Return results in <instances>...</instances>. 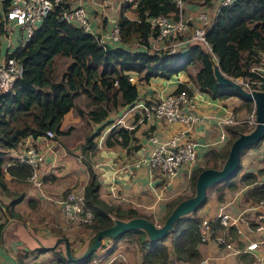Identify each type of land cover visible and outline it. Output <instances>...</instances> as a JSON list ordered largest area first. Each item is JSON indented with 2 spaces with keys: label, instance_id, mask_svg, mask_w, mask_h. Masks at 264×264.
Segmentation results:
<instances>
[{
  "label": "trees",
  "instance_id": "1",
  "mask_svg": "<svg viewBox=\"0 0 264 264\" xmlns=\"http://www.w3.org/2000/svg\"><path fill=\"white\" fill-rule=\"evenodd\" d=\"M191 1L200 2L206 7L213 4V0ZM9 3L10 0H1L0 17ZM68 5V0H60V3L42 17L23 48L13 50L9 54L19 61L21 73L9 90L0 94V155L15 149L25 139L35 140L43 137L47 131L52 133L51 141L56 140L66 132L62 131L61 123L65 114L70 111L83 119L86 125L96 126L95 130L88 129L82 141L75 147L66 148L67 153L73 155L76 151L75 156H81L79 160L87 172V181L82 191L84 206L90 211L92 220L90 224L82 226L80 234L87 233L88 236L110 226L111 216L118 219L145 218L132 208H120L101 200L98 196L99 183L90 163L96 139L103 131L104 146L130 150L137 148L136 145L131 146L136 127L125 128L115 124L119 117L114 120L108 117L118 109L123 108L124 112L130 108L138 98V89L143 83L156 76L168 78L184 72L188 74L196 91L207 93L211 98L219 100L236 98L239 103L232 108L235 113L243 110L249 113L252 105L232 89H222L216 85L212 77L211 63L199 46L186 45V48L173 54L148 50L149 40L154 32L145 19L157 15H175L176 9L170 0H138L137 7L133 10L136 20L127 19L123 8L120 9L116 14L120 39L107 46L98 44L94 37L83 32L77 25L59 19L60 11ZM203 38L222 74L232 79L254 78L251 67L260 64V58L264 54V0H233L230 4L219 7L210 24L206 26ZM56 65H59L60 69L56 70ZM190 70H194L193 74L188 72ZM130 76L135 77L136 82H130ZM179 91L193 94L191 88L183 83L177 84L173 90L174 93ZM80 98L82 103L78 105L77 100ZM223 128L226 138L221 147L209 148L203 154L202 162L189 174L188 193L176 195L166 201L164 213L157 223L163 222L178 201L193 193L197 173L206 168L217 169L224 160L231 141L239 133L249 131L251 126L243 123L225 125ZM259 143L260 141L246 149L255 148ZM240 170L239 163L233 178L208 189L216 188L214 191L218 203L223 202L222 196L226 191H234L238 185L251 186L246 194L253 203L264 199V182L256 184V176L264 175V171L240 174ZM3 173L9 176L8 184L3 179ZM30 174V168L16 160L11 161L3 171L0 169V195L8 200L5 204L0 203L5 218L0 223V231L7 219H19L13 212V206L21 201L23 191H16L15 186L26 183ZM45 180L47 179L44 178ZM27 203L28 207H35L33 199ZM198 209L189 216L179 218L163 240L149 242L139 230L124 233L112 241L105 256L108 257L112 253L117 240L124 239L133 244L140 253V264L198 262L201 259L198 251V226L202 220L195 214ZM207 221L214 234L221 230L217 219ZM228 230L233 239L234 229ZM80 234L76 235V241L82 239ZM68 245L71 248L72 243L69 242ZM49 252L61 264H74L65 261L57 249ZM30 253H17L16 257L21 261ZM251 262L252 259L248 264Z\"/></svg>",
  "mask_w": 264,
  "mask_h": 264
},
{
  "label": "crops",
  "instance_id": "2",
  "mask_svg": "<svg viewBox=\"0 0 264 264\" xmlns=\"http://www.w3.org/2000/svg\"><path fill=\"white\" fill-rule=\"evenodd\" d=\"M69 4L82 5L88 14L92 27L98 33L107 31L108 22L106 16H108L107 13H111L109 7L113 4V0H69ZM214 8V1L211 6L206 7L200 2L189 0L187 4H185L184 15L193 16L199 12L205 13L206 16L211 15V19H208L207 21L209 25L214 17ZM128 11H130L131 16H129ZM123 14L129 20H135L136 18L135 13L131 10H126ZM99 20H101L100 24H98ZM191 23L193 24L196 22L192 21ZM1 49H4L3 45L1 46ZM263 59L264 54L261 56L260 62ZM180 83H183L191 88V92L195 96L194 113L199 118L198 122L190 127H186L178 123L142 122L136 124L134 141H132L131 146L136 145L137 148L133 150L128 148L124 149L120 147L104 146L103 134H105V131H103V134L96 139L95 151L90 158L92 172L95 174L99 183V198L109 205L119 206L120 208H132L138 211V213L146 219L149 218V221L154 223H157L162 217L164 213V203L176 195H182L181 193L185 191V189H188L187 181L189 175L186 172V167H182L175 177L167 180H161V178L155 174L150 175L145 166L135 167L133 165V161L135 159H138L141 156H146L150 149V144L146 140L148 133H155L159 138L163 139L169 138L182 130H186L187 128L184 138L194 141L197 158L200 164L203 159V154L209 148L217 149L221 147V145L218 144L220 143L218 139L220 133L225 131L219 124L218 120L226 114H232L236 119V116H239L240 113H235L232 110V108L237 106L239 103L236 98L228 97L226 99L219 100L211 98L207 93L196 91L188 77V74L184 72L171 75L168 78L160 76L151 78L147 83H143V85L139 87L138 97H143L144 100L151 98L157 99L160 96L173 91L177 87V84ZM142 91L143 94L141 95L140 92ZM122 109L123 108L118 109L116 112L111 114L108 119L114 120L117 117H120ZM70 113L72 115V112L70 111L65 114V116ZM65 116L63 117L61 123L62 131H66L63 126ZM130 119L135 121V116ZM93 126L94 125L90 124L88 129H93ZM66 134L67 131L54 141H51V139L45 140L41 138H37L35 140H31L30 138L25 139L21 144H18L15 149L8 150L4 154L0 155L2 159L0 161V169L3 171L11 161L16 160L17 156L21 153V150L26 147V145H32L43 154V161L37 171V175L41 182L43 181V185H48V183H50L45 188L47 192L43 191L46 194H50L51 198L43 195L38 196L35 190H29L28 188L27 190H23V197L19 203H22V206L25 205V208H27V201L33 199L35 201V207L33 209L35 210L38 207L42 208L40 210L42 215L38 218V221L40 219H44L47 226L37 230V228L31 224L32 221L30 222V217L21 212V208L19 209L20 214L18 220L37 236L42 238L61 236L66 239L67 243H69L71 240L76 241V236H74V239L72 238L69 241L66 234L72 233L73 235L75 228L69 229L67 227L61 214L58 213L59 211L54 204V200L60 194L61 190L82 189L87 181V176H85L84 166L79 160L81 159V156L76 157V151L73 156L66 153V148H70L66 147L63 141L65 136H67ZM261 142L262 141H260V143ZM259 145L252 148L253 150H258L255 158L256 161L254 169H245L243 172L240 170V174L248 172L256 174L258 170L264 171V148L262 149L263 152L260 151L257 149ZM249 152L250 149L245 152V155H251ZM239 160L241 165L243 161H247L246 159ZM195 167L196 166H193L190 171ZM259 177L260 176L257 175L256 179ZM44 178L47 180L44 181ZM3 179L7 182V184L10 182L9 176L5 173H3ZM28 184L31 185L30 183ZM16 186L20 185L16 184ZM250 188L251 186L249 185H238L234 191H226L222 196V201L232 200V202L228 205L230 213L235 216L238 214L242 215L241 221L236 226H232L235 231V237L232 239V245L237 252H225L213 243L199 244V254L201 259L206 260V264H248L251 259L252 262L249 264H264V229L262 231L254 230L256 226L255 218L260 212H263L264 209L257 207L259 200L253 203L248 198L246 191ZM1 200L3 201L1 204H5L8 201L6 198H2ZM217 204L218 201L216 200L215 191H210V193L206 192V201L195 214L201 219H213ZM51 205L54 206L56 211L51 209L53 208ZM14 206L13 212H15ZM24 216L25 219H22L21 217ZM4 219L2 209H0V223ZM28 223L31 224V226L28 225ZM86 234L87 233L80 234L82 239L77 241L79 242L80 247H82L83 242L91 235L89 234L87 236ZM103 243L107 242L103 241ZM250 243H255L256 246L253 250L246 251L244 248ZM107 244L110 249L112 242ZM120 244L124 246V251H120L118 249ZM116 246L118 248H116ZM117 249L120 252L119 256L112 259L109 264L115 262H119L121 264H140V253L133 244H129L124 239H119L115 242V248L112 253ZM25 251L36 252L28 249L21 230L17 224L11 223L4 230L0 231V264H29L30 262H33L32 260H38L41 256H46L45 254L42 255L39 253L32 255L29 254L25 259H21V261H19L16 254H23ZM107 251L102 254L105 255ZM85 264H88V262Z\"/></svg>",
  "mask_w": 264,
  "mask_h": 264
},
{
  "label": "built area",
  "instance_id": "3",
  "mask_svg": "<svg viewBox=\"0 0 264 264\" xmlns=\"http://www.w3.org/2000/svg\"><path fill=\"white\" fill-rule=\"evenodd\" d=\"M170 1L176 9L175 15H157L145 19L150 29L154 32V35L149 40L148 50L173 54L186 48V45H190L196 41L202 42L209 47L203 38L206 27L202 26V24L206 20V14L203 12L196 14L193 18L196 24L192 26V29H189L188 26H191L190 18L184 15L185 0ZM232 1L216 0L214 15L219 7L226 6ZM58 3H60V0H10L6 11L2 12L0 17L2 31L0 37L4 49L0 47V94L7 92L13 81L21 73L19 61L9 56V54L13 50L18 51L23 48L32 30L41 22L42 17ZM137 3L138 0H113V4L109 7L111 13H107L108 16H106L108 29L102 33H98L92 27L86 10L80 4H69L60 11L59 19L66 23L77 25L83 32L94 37L97 43L102 46L112 45L120 39L116 14L122 8L123 12L126 10L133 11L137 7ZM251 71L255 75L254 78L234 80L247 91L251 89H264V59L260 64L251 68ZM128 80L130 82H136L133 76L128 77ZM194 100L195 96L193 94L188 95L185 91L176 93L171 91L157 99L144 100L138 97L134 104L125 110L126 112L132 113L131 118L135 116L134 123L131 126L122 125L119 117L115 124L122 125L128 129L142 122L178 123L190 127L199 121V118L194 113ZM218 122L222 127L243 123L252 127L251 113L242 121L236 120L232 114H226ZM186 130H182L169 138L163 139L159 138L155 133H148L146 140L150 144V149L146 156L135 159L133 165L135 167L145 166L150 175L155 174L161 180L175 177L182 167H186V172L189 175L192 171L190 169L193 166H197L199 161L194 141L184 138ZM51 138L52 133L49 131L45 132V135L41 137V139L45 140ZM218 141L220 142L218 143L219 145L223 144L225 141V132L220 133ZM16 161L24 163L30 168L31 174L27 182L34 187H40L41 180L37 175V171L43 161V154L35 147L26 145L17 156ZM263 182L264 175L257 179L256 184ZM231 202L232 200L223 201L216 205L214 218L218 220V224L221 226V230L217 234H214L213 229L206 219L201 220L198 226L200 244L213 243L225 252H237L232 245V238L228 229L236 226L241 221L242 215L238 214L235 216L229 212L228 205ZM54 204L69 229L82 227L91 223L92 215L84 206L82 189L69 190L61 193L54 200ZM257 207L264 209V199L259 200ZM255 221L256 226L254 230L262 231L264 229V211L256 216ZM152 223L158 225L156 222ZM255 246V243H250L244 249L250 251ZM112 259V257L105 258L99 255L91 258L87 262L88 264H109ZM32 261L34 264H61L54 259L48 261ZM29 264H32V262ZM170 264L189 263L173 261ZM194 264H206V260L200 259Z\"/></svg>",
  "mask_w": 264,
  "mask_h": 264
},
{
  "label": "water",
  "instance_id": "4",
  "mask_svg": "<svg viewBox=\"0 0 264 264\" xmlns=\"http://www.w3.org/2000/svg\"><path fill=\"white\" fill-rule=\"evenodd\" d=\"M192 45L199 46L208 57L211 63L212 77L218 87L230 88L251 102L252 127L247 132L239 133L231 141L227 154L217 169L206 168L197 173L194 179L193 193L189 197L178 201L160 225H154L143 217L118 219L111 216V225L93 232L77 252H72L65 238L61 236L48 238L37 236L18 219L7 220L1 231L11 223L17 224L30 251L47 252L58 249L65 261L74 264L85 263L94 252L100 249L103 241L110 243L130 230L141 231L149 242L165 239L179 218L189 216L204 203L206 192L211 186L233 178L238 171L240 153L264 139V89L247 91L234 79L219 71L209 47L199 41L193 42Z\"/></svg>",
  "mask_w": 264,
  "mask_h": 264
},
{
  "label": "rangeland",
  "instance_id": "5",
  "mask_svg": "<svg viewBox=\"0 0 264 264\" xmlns=\"http://www.w3.org/2000/svg\"><path fill=\"white\" fill-rule=\"evenodd\" d=\"M189 0H185V4H187V2H188ZM214 1V3H216V0H213ZM214 6V5H213ZM129 12V16H131L130 14V11H128ZM134 12V11H133ZM197 14V13H196ZM195 14V15H196ZM195 15H193V16H191V15H188V16H186V17H189L190 18V22H192L193 21V18H194V16ZM208 19L210 20L211 19V15H209V16H206V20L203 22V24H202V26H204V27H206L207 25H208V23H207V21H208ZM189 22V23H190ZM101 23V20H99V22H98V24H100ZM194 24H196V23H191V26H188V28L189 29H192L193 27V25ZM2 46V41H1V37H0V47ZM55 68H56V70H58V69H60V66L59 65H56L55 66ZM191 74H193V72H194V70H190L189 71ZM140 94L142 95L143 94V91L142 92H140ZM142 99H143V97H141ZM152 99V98H151ZM149 100V99H148ZM78 102V105H80L81 103H82V100H81V98L80 99H78L77 100ZM122 115L120 116V119H121V124L122 125H126V126H131L133 123H134V120H131L130 118H131V114L132 113H130V112H126V111H124V112H122L121 113ZM249 114H250V112L248 113V112H245L244 110L243 111H240V113H239V116H236V120H239V121H242V120H245L248 116H249ZM63 126H64V129H66V131H67V136H65V138L63 139V141H64V143H65V146L66 147H70V148H73V147H75L76 146V144L78 143V142H80V141H82V139H83V137L86 135V133H87V130H88V125H86L85 124V122H84V120L83 119H80L79 117H77V115H76V113H72V115H71V113L69 114V115H67V116H65V121H63ZM136 125H134V127H135ZM93 130H95V126H93ZM91 131H92V129H91ZM70 132V133H69ZM69 133V134H68ZM30 146H32V145H30ZM264 148V139L262 140V142L260 143V145H259V147L257 148V149H259L260 151H262V149ZM71 150V149H70ZM248 149H245L243 152H242V154L240 155V157H239V159H242V160H244V159H246L247 161L245 162V161H243V163H242V165H241V172H243L245 169H251V168H253L254 169V165H255V158H256V154H257V151L258 150H253V149H250V152L249 153H251V155H245V152L247 151ZM263 152V151H262ZM67 153V152H66ZM79 154V153H78ZM71 155V154H70ZM73 156V155H72ZM2 159H1V157H0V161H1ZM240 161V160H239ZM85 169V168H84ZM84 172H85V176H87V172H86V170H84ZM42 183V182H41ZM50 183H48V185H49ZM48 185H43V183H42V186L41 187H39V186H35V187H32L31 185H29L27 182L26 183H23V184H21L20 186H15V189L17 190H24V189H28L29 188V190L31 189V190H35L36 191V193H37V195L38 196H46V197H49V198H51V195L50 194H46V193H44V191H46L47 192V190H45V188L48 186ZM218 184H216V185H214V186H217ZM38 189H40V190H38ZM216 188L215 187H212V189H210V190H208L207 191V193H210V191H214ZM44 190V191H43ZM187 190L188 189H185V191H183L181 194H186L187 193ZM66 191H69V190H61V192H60V194L61 193H64V192H66ZM59 194V195H60ZM58 195V196H59ZM16 196H18V195H16ZM57 196V197H58ZM15 197V196H14ZM56 197V198H57ZM3 198V196L2 195H0V203H3V201L1 200ZM41 198V197H40ZM18 204H20V205H18ZM15 206H14V208H15V212L17 213V216L19 217V209L21 208V212L23 213V214H27V216L28 217H30V222H31V224L32 225H34V227H36L37 228V230H39V228H42V227H46L47 226V224L45 223V220L44 219H40L39 221H38V218L39 217H41V209L42 208H40V207H38L37 209H32V208H30V207H27V208H25V205H23L22 206V203H19V202H16L15 204H14ZM52 206V205H51ZM53 208H51V209H53V211H56L55 210V208H54V206H52ZM24 208V209H23ZM59 213V212H58ZM22 219H25V216L24 217H21ZM31 224H29L28 223V225H30L31 226ZM158 225H159V223H157ZM82 228L83 227H76L75 228V231L73 232V235H72V233H69V234H66L67 235V237H68V240L70 241L72 238L74 239V236H76V235H78V233L80 234L81 232H82ZM71 243H72V245H71V250H72V252H77L81 247L79 246V242H77V241H74V240H71L70 241ZM130 244V243H129ZM103 245V247H101L100 248V250L99 251H96V252H94L93 254H92V256H91V258H93V257H96V256H103V254L102 253H104L105 251H107L109 248V245L107 244V243H104V244H102ZM118 245V244H117ZM124 246L123 245H121L120 244V246H119V248L116 246V248H118L120 251H124V248H123ZM115 250L113 253H111L110 255H109V257L111 256L113 259L115 258V257H117V256H119V250ZM128 249H131V248H128ZM58 250V249H57ZM31 255H32V252L30 253ZM40 254H42V255H46L45 257L44 256H41L37 261H42V260H45V261H48V260H50V259H54L53 258V255L49 252V251H47V252H43V253H40ZM90 258V259H91ZM89 259V260H90ZM55 260V259H54ZM88 260V261H89ZM32 264H34V262H32Z\"/></svg>",
  "mask_w": 264,
  "mask_h": 264
},
{
  "label": "flooded vegetation",
  "instance_id": "6",
  "mask_svg": "<svg viewBox=\"0 0 264 264\" xmlns=\"http://www.w3.org/2000/svg\"><path fill=\"white\" fill-rule=\"evenodd\" d=\"M36 253H39L40 254V253H43V252H32V254H36Z\"/></svg>",
  "mask_w": 264,
  "mask_h": 264
},
{
  "label": "clouds",
  "instance_id": "7",
  "mask_svg": "<svg viewBox=\"0 0 264 264\" xmlns=\"http://www.w3.org/2000/svg\"><path fill=\"white\" fill-rule=\"evenodd\" d=\"M218 184H220V183H218ZM159 225H160V224H159ZM102 244H104V243H102ZM101 247H102V245H101ZM101 247H100V248H101ZM103 256L106 257L105 255H103ZM108 257H109V256H108ZM85 263H86V262H85Z\"/></svg>",
  "mask_w": 264,
  "mask_h": 264
}]
</instances>
